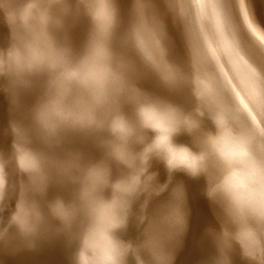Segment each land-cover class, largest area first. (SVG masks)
<instances>
[{"label": "rangeland", "instance_id": "1", "mask_svg": "<svg viewBox=\"0 0 264 264\" xmlns=\"http://www.w3.org/2000/svg\"><path fill=\"white\" fill-rule=\"evenodd\" d=\"M23 2L0 0V55L14 43L5 6ZM52 2L57 6L50 10V38L64 52L65 64L75 68L66 67L59 81L69 92L65 104L74 107L78 101L80 112H95L97 123H59L48 131L36 120L37 108L51 93L49 82L62 67L28 74L27 83L0 74V186L5 184L0 264H31L35 258L39 264H76L80 238L91 222L79 198L84 172L98 164L109 170V184L97 193L104 200L112 199V184L131 172L112 155L113 145L120 143L112 122L132 129L127 147L137 156V167L140 154L155 143L145 175L154 174L162 188L143 228L134 229L127 219L116 237L141 245L149 224L179 202L186 227L165 242L172 264H216L220 251L209 229L220 231L221 209L206 189L208 175H220L221 168L209 156L207 173L192 176L183 168L170 170L166 160L188 161L183 149L199 154L209 137L230 163L243 159L241 135L253 140L254 148L264 143V0ZM246 8L254 20L251 27ZM22 150L39 158L38 173L20 168ZM23 163L30 167L32 162ZM22 199L39 213L38 221L31 217L35 232L27 235L13 222ZM57 199L76 209L70 223L51 211ZM140 255L153 264L146 249ZM128 257L126 264H136L132 254ZM229 257L231 264H249L238 245Z\"/></svg>", "mask_w": 264, "mask_h": 264}, {"label": "clouds", "instance_id": "2", "mask_svg": "<svg viewBox=\"0 0 264 264\" xmlns=\"http://www.w3.org/2000/svg\"><path fill=\"white\" fill-rule=\"evenodd\" d=\"M108 5L114 23V9ZM55 6L57 5L52 0H24L15 6H5L14 43L6 54L0 55V74H12L23 83H27L25 77L28 74L43 68L51 71L63 68L50 80L51 93L35 113L36 120L48 131H54L59 123L71 122L80 126L97 123L95 112L91 115L82 114L78 101L74 107L65 104V97L69 92L60 88L59 81L66 67L68 70L75 68L65 64L64 52L54 45L49 35L48 26L53 22L50 10ZM90 9L97 21L95 10ZM111 130L120 140V143L113 145L112 155L118 162L130 168L131 172L126 178L112 184L111 200H104L97 195L99 190L109 184V170L98 164L90 166L84 172L79 198L91 222L80 238L76 264H126L129 254L135 257L136 264H146L140 255L142 248L151 254L153 264H172L173 253L165 246V242L177 239L186 227V213L179 202L160 221L149 224L145 229L146 238L141 245L123 241L115 235L127 225L132 198L142 190V186L146 189L155 178L154 174L145 175L149 153L155 143L140 154V166L137 167V156L127 147L132 129L121 128L112 122ZM239 146L243 159L230 163L213 146L209 137L205 151L197 154L183 149L188 154V161L174 162L169 158L166 164L170 170L183 168L192 176H198L207 173L209 156L215 157L221 173L218 176L208 175L206 195L221 209L220 231L209 229L220 251L216 264H231L229 252L234 245L239 246L242 257L249 264H264V143L254 148V141L241 135ZM23 159H29L31 166L25 167ZM19 166L24 171L38 173L40 160L31 152L22 150ZM42 184L43 178L41 186ZM4 187L5 184L0 186V196L3 195ZM18 209L13 216V222L26 235L35 232L36 222L31 217L34 216L38 221L39 213L35 212L34 207H27L23 199ZM51 211L65 223H70L76 209L57 199L51 205Z\"/></svg>", "mask_w": 264, "mask_h": 264}, {"label": "bare ground", "instance_id": "3", "mask_svg": "<svg viewBox=\"0 0 264 264\" xmlns=\"http://www.w3.org/2000/svg\"><path fill=\"white\" fill-rule=\"evenodd\" d=\"M232 1V0H231ZM235 3V2H234ZM232 4V3H229ZM233 5V4H232ZM231 5V6H232ZM235 7V6H233ZM237 11V10H236ZM238 12V11H237ZM236 14V13H235ZM239 15V14H237ZM250 48V47H249ZM220 81V80H219ZM223 91V90H222ZM223 93V92H222ZM162 188L159 186L157 181L153 179L148 187L145 189L142 186V190L138 192L136 198L133 201L132 207L130 208L128 215L129 225L135 228L142 229L145 221L149 217V211L151 210V205L158 200L160 197ZM153 206V205H152ZM128 226V225H127ZM142 227V228H141ZM145 227V226H144ZM133 229V228H132ZM130 230V229H129ZM124 231V230H123ZM133 231V230H132ZM136 231V230H134ZM138 231V230H137ZM129 232V231H128ZM142 232V231H141ZM139 234V232H137ZM129 235V234H128ZM137 235V234H136ZM141 235V234H140ZM138 235V236H140ZM136 242V241H135ZM133 243V242H132ZM137 243V242H136ZM137 245V244H136ZM20 261L22 259L15 257ZM129 258V257H128ZM3 262H7V259H1ZM23 261V260H22ZM128 261V259H127ZM33 262V263H32ZM31 264H39L38 259L35 258V261H31ZM127 263V262H126Z\"/></svg>", "mask_w": 264, "mask_h": 264}, {"label": "water", "instance_id": "4", "mask_svg": "<svg viewBox=\"0 0 264 264\" xmlns=\"http://www.w3.org/2000/svg\"><path fill=\"white\" fill-rule=\"evenodd\" d=\"M246 14H247V17H248V25L249 24H252V25H254V20H253V18H252V16H251V14L248 12V8H246ZM252 22V23H251ZM250 26V25H249ZM251 27V26H250ZM253 28V27H252Z\"/></svg>", "mask_w": 264, "mask_h": 264}]
</instances>
